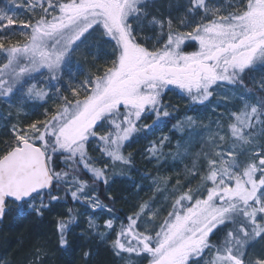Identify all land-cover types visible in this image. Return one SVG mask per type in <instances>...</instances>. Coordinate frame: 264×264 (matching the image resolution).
Instances as JSON below:
<instances>
[{"label": "snow or ice", "instance_id": "1", "mask_svg": "<svg viewBox=\"0 0 264 264\" xmlns=\"http://www.w3.org/2000/svg\"><path fill=\"white\" fill-rule=\"evenodd\" d=\"M35 2L25 0L15 8L35 12ZM216 3L217 0H177L175 9L168 5L165 18L155 0H49L47 8L40 5L43 12L39 19L21 22L26 39L14 45L0 43V57L6 61L0 64V98L9 103V109L15 105L17 117L21 113L27 116L25 109L30 102L40 101L43 107L52 101L55 107L46 108L40 114L42 120L25 124L17 119L11 126L12 141L0 153V218L8 200L18 206L27 204L28 210L43 216L62 199L52 194L53 187L70 192L74 202L79 192L85 196L79 202L93 210L103 207L112 213L110 204H102L95 191L98 181L104 179L107 183L105 171L93 166L95 158L86 151V144L97 137L96 129L101 125L109 128L108 134L99 136L105 144L102 155L127 164L132 155L123 156L121 146L139 130L141 119L146 115L154 117L151 124L143 126L149 131L162 120L180 116L179 108L172 109L163 102L170 86L180 89L189 101L185 112H196V105L212 103V97L223 90L227 99L217 100L215 107L225 105L230 121L227 131L235 138L228 149L229 158L211 147H216L217 141L227 147L230 138L213 133L209 150L197 156L199 168L205 171L197 189H190L173 203L158 230L155 218L163 208L153 209L155 200L139 204L137 212L124 218L126 227L121 224L111 246L118 256H150L149 264H264V250L246 258L248 244L264 239V144L259 145L261 151L240 160L253 141L264 139V76L258 87H249L246 82V73L264 68V0H248L239 12H226L223 5L217 7ZM153 5L155 11H150ZM15 8L9 3L0 8V33H9L17 25L16 16L10 14ZM174 10L182 14L174 16ZM53 11L58 14L51 15ZM197 15L199 21L188 19ZM145 22L153 30L159 28L151 47L138 35ZM193 23L195 27L190 31H179ZM99 26L102 29L98 40L113 45L111 66L102 75H89L78 82L85 93L83 99L75 98L80 94L77 87L70 89L72 98L63 95L65 75L69 85L76 79L71 72L74 53ZM189 40L198 42V50L183 51L181 46ZM229 104L234 110H228ZM199 119L185 115L172 125L171 131L180 134L176 155L184 154L181 149L187 152L205 130ZM215 123L218 131L224 130L221 121ZM167 140L169 137H164L160 144L167 147ZM147 151L156 158L155 145ZM256 156L260 157L258 162ZM81 165L92 174L91 182L80 178ZM193 167L197 168L195 162ZM148 175L142 174L140 180L146 181ZM196 175L199 169L191 179ZM69 176L78 185L77 190L65 187ZM133 186L143 190L146 185L133 180ZM86 188L92 195L85 192ZM162 194L157 190V196ZM197 194L200 198H196ZM107 199L114 201L116 197ZM185 200L190 206L181 207ZM64 215L69 217L67 221L61 218L55 222L61 247L67 246L66 232L76 219L72 209ZM114 219L105 221L110 230L115 229ZM141 220L152 227L135 231L141 227ZM94 227L95 222L90 220L89 229ZM152 232L155 235L145 234ZM125 235L136 243L126 246L121 241ZM209 253L213 258L205 260Z\"/></svg>", "mask_w": 264, "mask_h": 264}, {"label": "rangeland", "instance_id": "2", "mask_svg": "<svg viewBox=\"0 0 264 264\" xmlns=\"http://www.w3.org/2000/svg\"><path fill=\"white\" fill-rule=\"evenodd\" d=\"M25 2V0H0V8H3L6 3L11 4L13 8L15 5ZM61 2H63L61 0ZM66 2V1H65ZM177 0H155L157 6H159L165 18H167L168 5L171 4L173 9H175V4ZM181 3H185L186 0H180ZM248 0H217L216 6L219 7L223 5L226 8V12H239L241 11ZM43 4L44 8L48 7L49 0H36L35 12H30L26 8H15L13 14L17 18V25L9 33H0V43L5 44H16L22 42L26 39V35L23 34V29L21 27V22L27 23L29 21H34L39 19L43 9L40 5ZM156 5L150 6V11H155ZM220 13V14H226ZM58 11L51 12V15H57ZM182 13H178L175 10L173 11L174 16H179ZM51 18V16H49ZM151 18V17H149ZM190 20L199 21L200 16L188 17ZM130 23H135V21H130ZM195 27V23L191 24L189 28L179 29L181 32H188L191 28ZM102 26L96 27L94 31L87 36L84 42L79 46L77 51L73 55L71 72L75 75V81L71 85L68 84V75L64 77V91L63 95L71 97V87H77L79 91V96L75 97L77 99H83L85 95L84 90L79 88L78 82L83 81L86 76H98L102 75L103 71L111 66L113 60V45L108 42H101L98 40V37L101 35ZM30 31V29L28 30ZM165 31L167 29L165 28ZM159 28L155 30L151 26H148L145 22V26L142 31L138 33L141 42L147 41L148 46H152L155 42V38ZM163 41H161V44ZM182 49L184 52H192L198 50V42L187 41L183 44ZM188 49V50H187ZM6 62L2 57H0V64ZM264 76V68L257 67L255 70L250 71V84L251 87H258V81ZM37 79H43L38 76ZM253 80L257 83L253 84ZM43 86V85H42ZM231 94L229 90L228 95ZM227 96L223 90L218 91L212 97V103H207L205 105H196V112H185V109L189 103L187 99L184 98L181 90L175 86H170V89L164 94L163 102L165 104L172 105V109L179 108L180 116L176 119H166L160 121L156 127L152 128L149 131L143 130V126L151 124L153 122V116H145L139 121L137 125L138 131L133 133L129 140L121 146V154L127 157L129 154L132 155L131 161L125 164L123 161H112L111 158L106 155H102L105 144L99 140L100 135L108 134L109 128L105 125H101L96 129L97 137L90 139L86 144V151L89 157L95 158L93 160V166L99 167L105 171V177L107 183L104 179L100 181L105 187V193L107 196L116 197L113 201L114 208L123 211V216L112 208L114 211L109 213L105 208L101 207L96 210L86 204L79 201H83L85 196L78 192V201L74 202L71 198L70 192L67 194L64 192L63 188L59 191L55 189L52 192L53 195L62 197L59 201V206L57 207L56 213L54 214V219L58 220L63 218L68 220L69 217L64 215L67 209L73 210V215L76 219L71 223L66 232V237L68 244L70 243V237L73 236V231L81 235L88 234V239L92 244H97L103 249L110 252L114 256V264H127L129 260L132 261V264H149L150 256H144L143 258L137 257L135 254L129 255L128 253H122L121 255H116V251L112 248V241L116 238L117 234L120 231L121 224L123 223L122 218L130 217L134 212H137L138 205L149 200H155L151 206L153 209L163 208V211L159 212V216L155 218L156 228L159 229V225L164 223L165 218L168 213L172 210L173 203L179 199L182 195H185L189 190H195L201 183V177L205 174V171L202 168H199L201 161L197 159L198 154H202L204 151H208L211 145L210 136L215 133L218 136L227 135L230 139L227 141V147H224V142L217 141L216 147H211L212 151H223L224 158L228 159V149L233 147L234 139L230 137V132L227 131V124L230 121L227 120V112L224 104H221L220 107H215V102L217 100H226ZM15 101V97L12 98ZM40 101H34L29 103V107L25 109L27 116H24L21 113L20 117H17V109L13 104L11 109H9V103H6L4 99L0 98V131H5L10 136V141H12V134L10 132L12 124L16 123L17 119H22L23 122L30 123L36 120H42L44 117L40 114L45 111L48 107H55L52 101H49L47 105L43 107L40 106ZM228 110H234L229 104ZM172 109H167L171 111ZM9 110L11 111L12 118L9 119ZM175 115V113H173ZM223 114V115H221ZM185 115L198 116L199 123L205 127V130L200 133V136L196 137L194 142L188 146L187 152L184 149H181L183 155H176L177 149L176 144L180 139V134L171 131L172 125L177 123L178 119L183 118ZM216 121H221L224 126V130L218 131V125ZM19 126V125H18ZM210 129L211 131H208ZM199 131V130H198ZM164 137H169V140L164 141L167 144V147H163L160 144V141ZM2 141V140H1ZM205 142H208L207 144ZM264 144V139H258L253 141L251 147L248 148L245 155L240 156V160L244 161L246 157H250L253 154L261 151L262 149L259 145ZM155 145L157 148L156 158H153V155L147 150ZM259 156H256L255 159L258 162ZM197 164V168L193 167V163ZM247 162H251L248 160ZM81 169L87 173L88 177L92 180V174L84 170L81 165ZM199 169V175L195 176V179H191V175L196 173ZM81 171V170H80ZM142 174H149L146 181H141L140 177ZM82 178V177H80ZM69 184L65 187H70L71 190H77L78 185L72 183V177L69 178ZM84 179V178H82ZM156 180L157 183H153V180ZM133 180L137 183L145 184L143 190H138L133 186ZM151 185V187H147ZM209 187L211 184L209 183ZM128 189H131L129 191ZM157 190L162 192V195L157 196ZM97 193V189H95ZM85 192L88 195H92V192L87 188ZM138 192V195H137ZM98 194V193H97ZM64 195H68L67 200L71 201V204L67 205L63 198ZM118 197V198H117ZM196 198H200L197 194ZM37 198V203H38ZM100 199V198H99ZM64 202V203H63ZM100 202L104 205H108L107 202H103L100 199ZM194 203V200L192 201ZM190 206L189 201L185 200L181 207ZM27 208V206H26ZM22 208L20 206L10 207L12 213L19 212ZM116 217L114 219L115 229L110 230L105 225V221ZM148 218H151V213L148 214ZM93 220L95 222V227L89 229V221ZM141 227L135 229L138 232H144V228H151L152 225H144L141 220ZM103 234V235H101ZM155 235L152 233H145ZM121 241L127 244L129 240L122 237ZM134 245V244H133ZM68 247V246H67ZM264 250V239L258 238L253 242H250L247 246V257H254L256 254ZM215 249H213V252ZM213 258L212 254H206L204 259L211 260ZM203 264V262H202Z\"/></svg>", "mask_w": 264, "mask_h": 264}, {"label": "trees", "instance_id": "3", "mask_svg": "<svg viewBox=\"0 0 264 264\" xmlns=\"http://www.w3.org/2000/svg\"><path fill=\"white\" fill-rule=\"evenodd\" d=\"M249 78L250 72L246 73V82L251 87ZM9 142L10 136L5 131H0V153L8 148ZM57 159L59 160V156ZM60 168H63V165H60ZM80 170L81 177L91 182L87 173ZM96 189L104 203L113 202L107 199L108 196L101 181L97 182ZM54 191L55 187L52 192ZM64 196L63 201L70 205L71 201L67 200L68 195ZM58 204L59 201L53 203L43 216H39L28 210L27 204L20 206L22 209L19 212L12 213L10 207L18 205L7 202L4 219L0 222V264H114V256L99 245L92 244L88 234L81 235L73 231L68 247L59 246L55 223L57 220L54 219ZM115 210L123 216L122 210ZM122 221L126 227L127 221L123 218ZM123 237L132 244L136 243L128 235ZM85 253L90 255L86 256Z\"/></svg>", "mask_w": 264, "mask_h": 264}, {"label": "water", "instance_id": "4", "mask_svg": "<svg viewBox=\"0 0 264 264\" xmlns=\"http://www.w3.org/2000/svg\"><path fill=\"white\" fill-rule=\"evenodd\" d=\"M8 201H10V202H14V201H12V200H8ZM15 203V202H14ZM6 211V210H5ZM5 213V212H4ZM4 213L2 214V218H0V222L4 219Z\"/></svg>", "mask_w": 264, "mask_h": 264}, {"label": "bare ground", "instance_id": "5", "mask_svg": "<svg viewBox=\"0 0 264 264\" xmlns=\"http://www.w3.org/2000/svg\"><path fill=\"white\" fill-rule=\"evenodd\" d=\"M107 204L109 205L110 204V206L112 207V208H114V203L112 202V203H109V202H107ZM115 209V208H114Z\"/></svg>", "mask_w": 264, "mask_h": 264}]
</instances>
